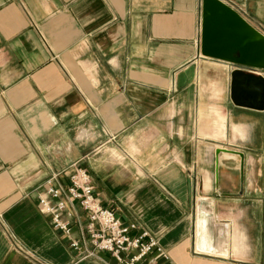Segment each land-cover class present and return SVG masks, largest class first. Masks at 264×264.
I'll use <instances>...</instances> for the list:
<instances>
[{"label": "crops", "instance_id": "obj_1", "mask_svg": "<svg viewBox=\"0 0 264 264\" xmlns=\"http://www.w3.org/2000/svg\"><path fill=\"white\" fill-rule=\"evenodd\" d=\"M222 1L264 34V0ZM202 10L0 0V264H117L72 248L88 220L78 202L69 235L41 209L76 167L158 240L166 256L140 264H264V110L233 103L238 65L202 56Z\"/></svg>", "mask_w": 264, "mask_h": 264}, {"label": "built area", "instance_id": "obj_2", "mask_svg": "<svg viewBox=\"0 0 264 264\" xmlns=\"http://www.w3.org/2000/svg\"><path fill=\"white\" fill-rule=\"evenodd\" d=\"M66 200L78 202L87 213L82 242L75 240L71 243L72 248L84 257L96 256L99 251L109 254L117 264H140L154 251L166 256L155 237L147 231L134 234L138 230L137 224L124 223L114 211L101 205L95 195L91 176L85 169L75 168L68 188L48 186L40 198L41 209L51 217L53 226L69 235L71 225L63 218L67 208ZM88 245L93 249H88Z\"/></svg>", "mask_w": 264, "mask_h": 264}, {"label": "water", "instance_id": "obj_3", "mask_svg": "<svg viewBox=\"0 0 264 264\" xmlns=\"http://www.w3.org/2000/svg\"><path fill=\"white\" fill-rule=\"evenodd\" d=\"M201 30L202 56L239 66L232 73L233 103L264 110V34L222 0H203ZM221 153L243 158L241 153L233 151H217L218 156ZM219 168L220 159L217 177ZM200 217L201 213L198 214Z\"/></svg>", "mask_w": 264, "mask_h": 264}]
</instances>
